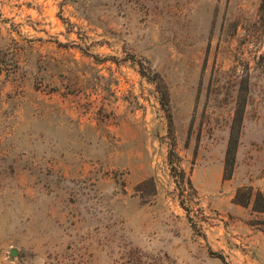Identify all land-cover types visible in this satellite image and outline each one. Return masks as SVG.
Listing matches in <instances>:
<instances>
[{"label":"rangeland","instance_id":"374dc122","mask_svg":"<svg viewBox=\"0 0 264 264\" xmlns=\"http://www.w3.org/2000/svg\"><path fill=\"white\" fill-rule=\"evenodd\" d=\"M0 264H264V0H0Z\"/></svg>","mask_w":264,"mask_h":264},{"label":"trees","instance_id":"16d2710c","mask_svg":"<svg viewBox=\"0 0 264 264\" xmlns=\"http://www.w3.org/2000/svg\"><path fill=\"white\" fill-rule=\"evenodd\" d=\"M234 153H235V149H234V147H233V144H231L230 145V147H229V149H228V158H227V165L229 166V164H230V158L231 157H233V155H234Z\"/></svg>","mask_w":264,"mask_h":264},{"label":"water","instance_id":"95a60500","mask_svg":"<svg viewBox=\"0 0 264 264\" xmlns=\"http://www.w3.org/2000/svg\"><path fill=\"white\" fill-rule=\"evenodd\" d=\"M12 255H13V256H16V255H17V252L13 250V251H12Z\"/></svg>","mask_w":264,"mask_h":264}]
</instances>
